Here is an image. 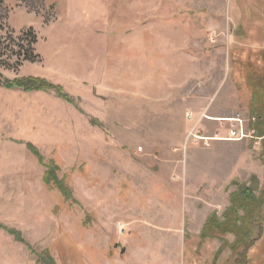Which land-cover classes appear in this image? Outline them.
Segmentation results:
<instances>
[{"label":"rangeland","instance_id":"rangeland-1","mask_svg":"<svg viewBox=\"0 0 264 264\" xmlns=\"http://www.w3.org/2000/svg\"><path fill=\"white\" fill-rule=\"evenodd\" d=\"M4 4L39 58L1 73L53 87L0 86V264H234L233 234L200 233L238 185L264 188L263 0ZM240 122L249 137L225 139ZM51 161L72 200L44 183Z\"/></svg>","mask_w":264,"mask_h":264},{"label":"trees","instance_id":"trees-1","mask_svg":"<svg viewBox=\"0 0 264 264\" xmlns=\"http://www.w3.org/2000/svg\"><path fill=\"white\" fill-rule=\"evenodd\" d=\"M28 9L40 12V9L46 4L47 0H18ZM264 2V0H263ZM7 8L4 0H0V57H7L5 64L0 65V70L3 67L15 68L21 66L24 62H34L39 58L36 52V44L38 36L32 28H29L14 37L7 22ZM264 19V16H263ZM10 41H8V39ZM7 43V44H5ZM1 51H4L3 54ZM14 60L13 62H9ZM258 76H264V67L261 69ZM255 75L254 73H252ZM247 83L257 82L262 85V79H255L254 76L246 77ZM0 86L8 89L18 88L24 91L45 90L53 86L45 79L39 77L15 78L8 79L3 76L0 71ZM57 92L62 94V89L57 88ZM251 97L256 94L252 92ZM65 97V95H63ZM252 102V101H251ZM252 107V104H251ZM42 160L41 156H37ZM59 168L54 162L47 165V170L44 174V183L48 187L58 189L65 199L72 200V191L65 183L64 178H59L57 175ZM224 219L221 221L215 215L206 223L200 233L202 239L211 237L213 230L221 231L222 233H231L234 235V241L229 245V249L233 254L234 264H250L249 252L261 238L264 237V188L257 194L251 185H238L230 197V205L225 210ZM220 250L215 251L214 261H216ZM58 264L55 258L48 250L39 255L37 264Z\"/></svg>","mask_w":264,"mask_h":264},{"label":"built area","instance_id":"built-area-1","mask_svg":"<svg viewBox=\"0 0 264 264\" xmlns=\"http://www.w3.org/2000/svg\"><path fill=\"white\" fill-rule=\"evenodd\" d=\"M242 122H240V124L238 125H234L235 128H232L230 130V135L228 137H226L225 139H228V140H242V139H245L248 136V134L245 132V128L243 127V123L241 125ZM198 136V139H201L205 145H209L210 144V141L213 140V139H221L223 137H219V136H215V137H208V136ZM224 139V138H223ZM126 229V226L123 222H120L118 224V231L119 233H124Z\"/></svg>","mask_w":264,"mask_h":264},{"label":"water","instance_id":"water-1","mask_svg":"<svg viewBox=\"0 0 264 264\" xmlns=\"http://www.w3.org/2000/svg\"><path fill=\"white\" fill-rule=\"evenodd\" d=\"M116 246H117V244H116ZM121 252H125V248H123Z\"/></svg>","mask_w":264,"mask_h":264}]
</instances>
